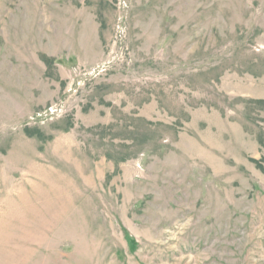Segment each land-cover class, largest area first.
Here are the masks:
<instances>
[{"label":"rangeland","instance_id":"obj_1","mask_svg":"<svg viewBox=\"0 0 264 264\" xmlns=\"http://www.w3.org/2000/svg\"><path fill=\"white\" fill-rule=\"evenodd\" d=\"M0 264H264V0H0Z\"/></svg>","mask_w":264,"mask_h":264}]
</instances>
